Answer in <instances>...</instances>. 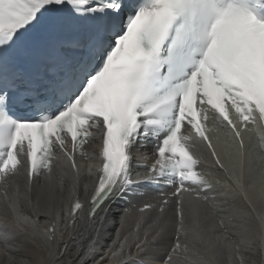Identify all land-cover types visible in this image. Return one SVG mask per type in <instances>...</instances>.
Returning a JSON list of instances; mask_svg holds the SVG:
<instances>
[{"label": "snow or ice", "instance_id": "6c2138e0", "mask_svg": "<svg viewBox=\"0 0 264 264\" xmlns=\"http://www.w3.org/2000/svg\"><path fill=\"white\" fill-rule=\"evenodd\" d=\"M254 131L264 155V0H0L3 264H150L169 232L161 264H264ZM140 189L143 235L100 246Z\"/></svg>", "mask_w": 264, "mask_h": 264}, {"label": "bare ground", "instance_id": "6f19581e", "mask_svg": "<svg viewBox=\"0 0 264 264\" xmlns=\"http://www.w3.org/2000/svg\"><path fill=\"white\" fill-rule=\"evenodd\" d=\"M231 116H233L232 113ZM258 139H259L258 134L255 132V137H254L255 142L254 144L251 143L250 153H252L251 147L253 149H257V152H260L257 148ZM255 177L256 176L253 175V170L251 167V160H250L249 183L247 185V195L249 199L253 200L254 202L256 201L257 193L259 191L257 185H255L252 182V180L255 179ZM253 185H254V190H253ZM163 191L170 195L172 189H163ZM143 193L144 190L140 189L138 190V194L136 196L126 198L125 200L114 201L105 210L106 216L105 214H102V218H104V227L100 231V240H99L100 246L102 247L111 246L114 242L122 241L123 237L125 236L129 237L128 240L129 244H134L135 229L137 224L142 225L140 234L143 235V231L147 229V225L144 223V220L141 218V214L139 212L138 207L132 206V205L140 204L141 199L143 198ZM152 195H155V193H152ZM81 198H83V194H81ZM129 200L131 203L128 202ZM168 215L169 217L172 216L171 210L169 211ZM80 233H83V235H80ZM72 234L76 238V240L73 242V246L71 247L70 250L73 254V257H75L78 251V248L75 246V244L78 242L80 245L86 248L89 235L90 234L95 235V233H92L91 230H86L85 225L82 223L81 219L78 218L76 227L72 230ZM172 236L173 233L169 232V234L164 238L163 241L158 242L152 247L150 255L144 257L143 260L145 262H150V264H161V261L164 260L168 252L170 243L172 241ZM132 252H133L132 264H135V261L140 258L136 256L135 247L132 248ZM17 255L20 256L22 254H17ZM32 259L34 261V264H44L43 254H35L32 256ZM4 260L5 257L3 256L2 253H0V264H3Z\"/></svg>", "mask_w": 264, "mask_h": 264}, {"label": "rangeland", "instance_id": "374dc122", "mask_svg": "<svg viewBox=\"0 0 264 264\" xmlns=\"http://www.w3.org/2000/svg\"><path fill=\"white\" fill-rule=\"evenodd\" d=\"M214 123L212 121L208 122V127H213ZM210 135L213 137L214 142H216V138H219V145L220 147H223L224 145V137L223 133L220 130H217L214 133H210ZM252 137L251 143L254 144V137H255V132L250 134ZM250 160H251V167L253 170V175H255V179L259 177V175L264 172V155H262L260 152H257V149H253L251 153ZM256 185V184H255ZM259 188V186L257 185ZM253 190H254V185H253Z\"/></svg>", "mask_w": 264, "mask_h": 264}]
</instances>
